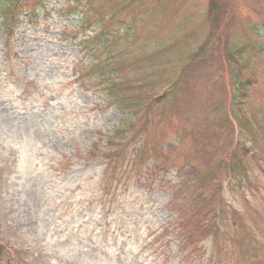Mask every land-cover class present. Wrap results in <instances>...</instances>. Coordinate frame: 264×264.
<instances>
[{
	"label": "rangeland",
	"instance_id": "obj_1",
	"mask_svg": "<svg viewBox=\"0 0 264 264\" xmlns=\"http://www.w3.org/2000/svg\"><path fill=\"white\" fill-rule=\"evenodd\" d=\"M261 30L264 0H0L4 262L264 264Z\"/></svg>",
	"mask_w": 264,
	"mask_h": 264
},
{
	"label": "trees",
	"instance_id": "obj_2",
	"mask_svg": "<svg viewBox=\"0 0 264 264\" xmlns=\"http://www.w3.org/2000/svg\"><path fill=\"white\" fill-rule=\"evenodd\" d=\"M11 6V5H10ZM226 14L223 13V17L225 16ZM80 17V15H78ZM82 18V17H81ZM130 30V27L128 28ZM127 31L126 32V36H125V39L128 40L130 37H132L131 35H127L129 34L130 31ZM258 29H253V27L251 28V31L252 32H256ZM261 31H264V30H261ZM114 33H104L101 35V38L103 39V42L101 44L102 46V50L103 52H107V50H109L110 48V44H109V39L113 36ZM88 48H89V56H92V60L93 62L92 63H88V66H89V70H88V73L84 76V77H81L82 79H88V78H97L98 81L101 83V81H108L109 78H110V74L106 73L105 69L110 66L109 64H103L101 63L102 60L101 58L102 57H99V56H96L95 55V52H97L95 50V46H96V43L94 41H91L89 42V45H87ZM98 49L101 48V47H97ZM108 77V79H106ZM236 81H237V78H236ZM113 82V81H112ZM101 84H105V83H101ZM112 85H108L107 87H104L105 91L107 92V94H111L114 95L112 96L114 98V103H115V106H118L120 103H123V93L121 92V90L118 88V86L113 82L111 83ZM237 84V83H235ZM238 87V85H237ZM121 93V95H120ZM111 97V96H110ZM128 123H130V120L126 122V124L128 125ZM205 182L207 181V177H205ZM204 182V183H205ZM187 236V235H186ZM188 239H192L190 236H187ZM3 249L0 248V264L2 263H5L3 258ZM6 264V263H5ZM19 264H22L19 263Z\"/></svg>",
	"mask_w": 264,
	"mask_h": 264
}]
</instances>
